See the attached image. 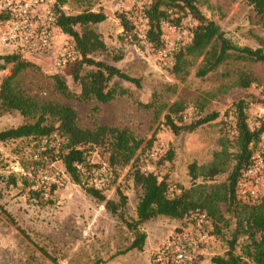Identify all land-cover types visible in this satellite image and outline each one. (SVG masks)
Instances as JSON below:
<instances>
[{
	"label": "rangeland",
	"instance_id": "374dc122",
	"mask_svg": "<svg viewBox=\"0 0 264 264\" xmlns=\"http://www.w3.org/2000/svg\"><path fill=\"white\" fill-rule=\"evenodd\" d=\"M55 2L68 15L84 11L103 13L106 19L92 25V28L104 41L107 51L96 54L94 58L139 79L140 87L113 78L109 84L124 89L126 93L109 103L65 99L55 90L51 76L59 75L74 95L80 93L79 84L70 76L54 70L47 58L36 57L28 59L36 68L19 76L23 89L29 96L72 107L78 114V124L83 128L107 126L130 130L143 140L134 167L165 179L174 193L179 194L192 185L188 166L212 162L214 154L221 149V141H226L227 145L230 143L229 153L235 152L234 138L227 130L230 123L236 121L234 105L240 101L245 103L247 124L251 129L264 120L261 116L264 109V62L230 61L204 78H198L195 73L199 59L190 68L189 75L180 80L171 72L172 59H159L158 50L154 51L145 40L147 25L143 7L149 0ZM197 7L208 20L220 27L233 45L264 51V28L245 0H197ZM119 14L129 18L133 31H123ZM195 24L185 16L179 26H174L182 34L188 33ZM57 36L60 40L69 38L61 32ZM237 70L251 74L254 81L248 88L232 85ZM7 74L9 70L0 73V80ZM203 100L208 102L200 111L195 102ZM176 101L185 104L182 113L193 111L185 123L181 121V114L173 116L177 124L188 125L212 113L218 116L192 132L174 135L164 124L166 109L161 107ZM150 103L155 108L143 106ZM154 109H161L157 118ZM26 122L32 121L25 120L17 112L5 113L0 116V130ZM149 141H152L150 148H146ZM157 143H163L164 148H159L154 157H146ZM38 145L39 140L32 137L0 143V264H154L157 256L164 257L170 252L166 250L169 243L184 234L194 236L198 231L204 232L208 240L187 264H212L211 258L223 256L228 251L233 220L216 234L211 221L198 225L196 213H193L181 220L160 216L143 223L140 229L146 234V239L142 251L124 252L133 240V234L124 221L136 218V206L142 194L141 188L133 182L131 165L112 169L108 166L106 147H94L87 152L89 168L88 171L83 170L81 177L84 185H78L66 173L61 160L51 158L48 150L40 151ZM168 156L170 160L165 159ZM17 168L22 169L25 175L20 174ZM228 174H219L210 183H224ZM104 177L107 182L101 193L105 200L119 203V193L126 199L121 210L124 221L86 192L88 187H95L93 179ZM221 208L224 212L223 205ZM225 217L229 219L228 215ZM244 243L245 237L237 239L235 254H241Z\"/></svg>",
	"mask_w": 264,
	"mask_h": 264
},
{
	"label": "trees",
	"instance_id": "16d2710c",
	"mask_svg": "<svg viewBox=\"0 0 264 264\" xmlns=\"http://www.w3.org/2000/svg\"><path fill=\"white\" fill-rule=\"evenodd\" d=\"M59 2L64 4L63 1ZM245 2L252 8L264 28V0H245ZM57 11L60 14L57 23L59 32L74 41L80 54L77 61L60 70L62 74L70 76L79 84V95L72 94L59 75L51 76L55 90L62 97L81 102L94 100L106 104L126 93L124 89L109 84L113 78L140 87L139 79L123 74L112 65L95 60L96 54L107 51L104 41L92 28V25L100 24L106 19L103 13L84 11L76 15H68L58 8ZM185 16H189L196 24L191 29V41L180 46L173 54L171 72L177 79L183 80L187 77L190 68L199 59L201 61L195 73L198 78H204L230 61L264 62L262 49L233 45L220 27L201 13L197 7V0H149L143 7V18L147 20L146 42L154 51L160 49L163 46L161 23L168 22L179 26ZM118 18L124 32L133 31L134 27L126 15L119 14ZM35 68L33 63L19 55L0 54V73L9 70V74L2 77L0 82V116L17 112L25 120L32 121L0 130V143L30 137L39 140L53 133L58 134L64 139V144L57 150L48 149V152L51 153V158L61 160L66 173L78 185H84L81 177L83 170L88 171L89 168L87 152L94 147H106L108 166L112 169L131 165L133 182L142 190L134 220L124 221L121 210L125 207L126 199L121 193H119V203H115L106 201L101 190L94 187L86 189L88 195L104 203L109 212L123 220L127 229L133 234V240L124 252L142 251L146 239V234L140 229L143 223L160 216L181 220L189 214L200 212L211 221L216 234L228 227L230 220H233L234 224L232 238L228 242V251L223 256L211 258L212 264H264V198L255 206L242 205L235 199L236 183L249 163L252 154L251 145L256 144L264 134V120L254 129L248 126L243 101L234 105L237 130L233 142L235 152L229 153L230 143L228 142L227 145L226 141H221V149L214 154L212 162L201 166L192 163L188 166L192 185L170 198V187L165 179H159L153 172H142L134 167L143 140L137 138L130 130L107 126L83 128L78 124V114L72 107L29 96L23 89L19 76L24 71ZM253 81L249 72L237 70L232 85L246 89ZM207 102L203 100L195 104L202 111ZM143 106L147 109L155 108L153 103ZM164 108L166 109L164 124L174 135L192 132L197 126L211 122L218 116L212 113L199 121L183 125L177 124L173 119V116L185 110L183 102L176 101L161 107ZM161 109H154L156 118ZM151 142H147L146 148H150ZM170 158L168 156L165 159L170 160ZM227 172L229 174L224 183H210L215 176ZM221 205L224 206V212ZM225 215H228L229 219H226ZM239 237H245V243L241 246V254H235V245ZM44 255L55 262V259L47 253L44 252Z\"/></svg>",
	"mask_w": 264,
	"mask_h": 264
},
{
	"label": "built area",
	"instance_id": "2783aa9c",
	"mask_svg": "<svg viewBox=\"0 0 264 264\" xmlns=\"http://www.w3.org/2000/svg\"><path fill=\"white\" fill-rule=\"evenodd\" d=\"M57 8L65 13L64 8L55 0H0V51L2 55L15 54L27 60L29 58L45 57L52 68L60 71L70 63L80 58L75 43L71 38L58 39ZM67 14V13H65ZM146 25L147 20L145 19ZM192 28V26L190 25ZM163 46L158 49L157 56L161 60H171L174 52L192 39V33L179 34L177 28L168 22L161 23ZM167 34V35H166ZM175 36V37H174ZM192 110L180 113L182 122L189 120ZM264 116V109L262 113ZM228 133L231 138L237 135L236 124L230 123ZM64 139L53 133L39 139V150L59 149ZM163 143H157L146 153V157L155 156ZM252 154L249 163L241 172L235 187V199L242 205L255 206L264 198V134L260 140L251 145ZM105 166V165H104ZM25 175L22 169L17 168ZM94 188L102 190L106 185V178L93 179ZM174 191L170 190L169 197L173 198ZM198 225L208 224L209 219L204 213L195 212ZM193 214V213H192ZM208 237L198 231L194 236L184 234L176 241L168 244L166 257L157 256L154 264H187L196 251L207 243Z\"/></svg>",
	"mask_w": 264,
	"mask_h": 264
},
{
	"label": "crops",
	"instance_id": "0c3cea01",
	"mask_svg": "<svg viewBox=\"0 0 264 264\" xmlns=\"http://www.w3.org/2000/svg\"><path fill=\"white\" fill-rule=\"evenodd\" d=\"M7 71V70H6ZM5 72V71H4ZM3 73V72H2ZM0 82H1V80H0Z\"/></svg>",
	"mask_w": 264,
	"mask_h": 264
}]
</instances>
